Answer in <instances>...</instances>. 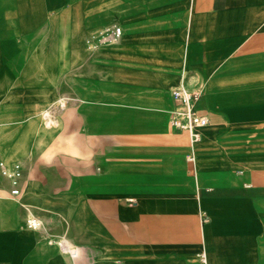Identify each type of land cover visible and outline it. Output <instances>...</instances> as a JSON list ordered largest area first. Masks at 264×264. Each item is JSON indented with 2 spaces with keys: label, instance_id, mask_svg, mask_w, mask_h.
Returning <instances> with one entry per match:
<instances>
[{
  "label": "crops",
  "instance_id": "obj_1",
  "mask_svg": "<svg viewBox=\"0 0 264 264\" xmlns=\"http://www.w3.org/2000/svg\"><path fill=\"white\" fill-rule=\"evenodd\" d=\"M72 1L96 36L123 33L91 59L64 52L54 126L24 124L38 72L16 74L9 97L0 72V161L23 168L17 197L0 172V264H264V0ZM65 3L0 0L5 34H37ZM182 85L209 118L194 143L170 125Z\"/></svg>",
  "mask_w": 264,
  "mask_h": 264
},
{
  "label": "rangeland",
  "instance_id": "obj_2",
  "mask_svg": "<svg viewBox=\"0 0 264 264\" xmlns=\"http://www.w3.org/2000/svg\"><path fill=\"white\" fill-rule=\"evenodd\" d=\"M81 8V7H80ZM78 5L72 0H66V3L60 7L49 10L45 19L42 21V28L37 34L32 36H21L15 34H5V24L7 27L6 32L10 31V28L14 27L15 21L12 19L11 8L7 7V20L0 21V60L6 61L8 65L15 63L16 61L25 63L30 60H37L40 65L38 68H15L8 67L0 68V72L4 73L7 78V92L8 97L14 91L15 87V76L16 74L20 77L21 71L33 70L38 73L35 74L32 80H27V87H38L39 97L43 98L40 100V109L33 118H25V123H34L47 127L49 119H53L50 126L56 124V120L61 119V108H64L65 102L62 98L63 88V72L62 61L64 52L67 55V59L71 60H84L91 59L94 53V49L101 46L103 43H99L95 39V27L90 23V19L86 18L85 9L77 10ZM65 12V14H64ZM111 11L104 12V15H114V19L111 22H117L116 16L120 15L119 10L110 13ZM4 15V14H1ZM68 15L70 18L64 20L61 16ZM107 21L104 20V24ZM99 28V27H98ZM81 42L86 51L77 52L69 51V47L72 44ZM118 42V41H117ZM115 42V43H117ZM103 46V45H102ZM65 50V51H64ZM49 61V64L47 62ZM25 82V79L23 80ZM25 86V83H24ZM48 94H53V99H46ZM61 108H60V107ZM7 122H14V119H7ZM25 135H29V143L31 136L35 135L36 132H25ZM33 139V138H32ZM12 140H14L12 138ZM34 218V217H30Z\"/></svg>",
  "mask_w": 264,
  "mask_h": 264
},
{
  "label": "built area",
  "instance_id": "obj_3",
  "mask_svg": "<svg viewBox=\"0 0 264 264\" xmlns=\"http://www.w3.org/2000/svg\"><path fill=\"white\" fill-rule=\"evenodd\" d=\"M122 27L114 24L101 31L95 39L99 43L111 44L117 42L122 36ZM172 97L176 102V107L172 109L170 114V125L178 130L188 133L192 143L200 140L201 130L208 125L209 118L201 113L196 103L200 97V92L192 91L184 85L176 87L172 91ZM194 156L191 155L190 160ZM0 172L7 177L11 183V195L17 197L21 194V180L23 177L22 165L18 162L9 166L4 161H0ZM27 225L30 228L40 227V222L36 218L27 219Z\"/></svg>",
  "mask_w": 264,
  "mask_h": 264
},
{
  "label": "bare ground",
  "instance_id": "obj_4",
  "mask_svg": "<svg viewBox=\"0 0 264 264\" xmlns=\"http://www.w3.org/2000/svg\"><path fill=\"white\" fill-rule=\"evenodd\" d=\"M59 107H60V106H59ZM60 108H61V107H60ZM49 120H50V121H49L48 123H51L52 121H54V120H53V119H51V118H50ZM69 247H70V246H69Z\"/></svg>",
  "mask_w": 264,
  "mask_h": 264
}]
</instances>
